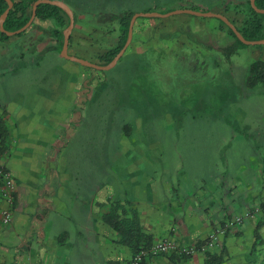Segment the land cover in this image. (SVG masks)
<instances>
[{
  "label": "crops",
  "instance_id": "crops-1",
  "mask_svg": "<svg viewBox=\"0 0 264 264\" xmlns=\"http://www.w3.org/2000/svg\"><path fill=\"white\" fill-rule=\"evenodd\" d=\"M224 10L232 19L244 18L233 8ZM85 21H75L68 51L90 60L117 43L119 29L117 24L113 31L102 25L99 33L98 26ZM56 28L53 20L35 19L19 41L0 36V64L23 59L30 51L42 60L50 53L65 58L54 49ZM216 29L228 31L222 23ZM133 39L134 35L132 43ZM65 59L54 64L67 74L73 94L58 84L49 92L31 84L5 101L0 97V119L6 129L0 162L17 182L13 220L0 223V264H130L137 244L150 246L172 238L200 246L212 234L216 241L206 252L149 256L142 264H264V124L233 127L239 134H233L225 150L237 145L238 155L219 161L205 158V168L192 174L182 166L183 158L169 172L162 156H149L139 141L128 142L133 155L127 167L104 189L96 175L87 180L81 165L77 171L69 168L65 147L70 137L68 142L64 138L70 131L71 103L64 100L76 101L83 95L76 93L80 85L72 76L82 74L74 64L78 62ZM42 60L36 61L38 67ZM13 64L6 68L17 74ZM4 68L0 66V75ZM245 142L251 150H244ZM110 214L124 224L121 232L105 220ZM240 215L245 216L243 222L234 223Z\"/></svg>",
  "mask_w": 264,
  "mask_h": 264
},
{
  "label": "rangeland",
  "instance_id": "rangeland-1",
  "mask_svg": "<svg viewBox=\"0 0 264 264\" xmlns=\"http://www.w3.org/2000/svg\"><path fill=\"white\" fill-rule=\"evenodd\" d=\"M60 1L74 6L69 5L74 19L75 9H88L76 12L77 18L98 26L99 33L102 25L111 23L106 19L108 15L127 9L135 13H167L194 7L221 12L232 19L225 8H248L247 0ZM219 24L215 17L185 13L165 18L138 17L133 43L113 68L99 70L74 63L82 73L72 75L80 85L76 93H82L83 98L64 100L65 104L71 103L67 121L70 131L65 132L64 138L67 141L70 137L65 147L69 168L77 171L81 165L87 180L96 175L105 189L114 178H120L133 155L128 142L139 141L149 156H162L169 172L181 158L184 169L192 174L205 168V158L219 161L229 154L238 155L237 145L228 153L225 150L233 134H239L233 132V127L264 124V85L247 84L251 65L264 61V44H240L236 52L228 55L224 48L236 43V38L228 31H218ZM22 35L12 37L19 41ZM37 60L42 58L30 51L23 59L0 64L5 67L4 76L0 75L2 100L15 90L26 92L31 84L48 92L58 84L73 94L67 74L54 64L66 62L65 58L47 54L40 67ZM90 61L99 63L97 55ZM9 63H15L17 74L7 69L10 66L6 68ZM60 79H64L63 85ZM249 145L244 143L245 151L251 150ZM61 146L60 143L58 149ZM196 159L200 161L197 163ZM194 162L196 166L192 165ZM156 166L159 172L160 164Z\"/></svg>",
  "mask_w": 264,
  "mask_h": 264
},
{
  "label": "trees",
  "instance_id": "trees-1",
  "mask_svg": "<svg viewBox=\"0 0 264 264\" xmlns=\"http://www.w3.org/2000/svg\"><path fill=\"white\" fill-rule=\"evenodd\" d=\"M14 6L10 10L7 18L4 21V27L8 31H16L22 28L26 23L30 20L33 11V4L36 0H13ZM71 7L74 6L68 2ZM248 8L244 11L238 9V5L234 7V11L237 14H244V18L239 20L236 18L230 19L238 28V30L244 35L247 40H260L264 39V14L258 13L251 6L250 1L247 2ZM256 5L259 8L264 9V0H256ZM8 3L6 0H0V16L7 9ZM87 7V6H86ZM192 9L198 10L194 7ZM83 10L88 9H80L79 11L75 9V21L80 19L77 18L76 12L80 14ZM91 11V10H89ZM135 12L131 9L123 10L115 15H108L106 17L107 20H110L111 23L109 25H104L107 27L109 31H113L114 25L117 24L119 29L118 41L114 46H108L102 53L97 55V59L99 61L98 64L107 65L109 64L114 57L120 52V50L124 47L129 33V27L132 16ZM101 16V15H100ZM102 17V16H101ZM105 18V17H104ZM41 20H53L57 28L52 32L54 37L56 38V46L55 50L61 52L63 47V39H64V30L70 24V18L68 14L59 6L49 4V3H41L37 8L36 18ZM114 20L116 23L112 22ZM222 26L226 27L231 35L236 38V43L227 46L224 48V51L231 55L234 53L238 45H245L242 41H240L235 33L232 31L230 27H228L223 21H221ZM24 32L20 34H24ZM0 36L2 38H9L10 36L0 30ZM72 38L70 37V42ZM262 83L264 85V61L259 60L254 62L250 67V73L247 78V84L251 87ZM0 134L2 136L3 144L6 139V129L3 124V120L0 119ZM3 148V147H2ZM105 220L109 222L112 226L118 229L120 232L124 228V224L113 214L107 215ZM133 231V230H131ZM131 235V234H130ZM129 235V236H130ZM127 236V235H126ZM142 247H148L142 244ZM140 244L136 245L135 253L140 249Z\"/></svg>",
  "mask_w": 264,
  "mask_h": 264
},
{
  "label": "water",
  "instance_id": "water-1",
  "mask_svg": "<svg viewBox=\"0 0 264 264\" xmlns=\"http://www.w3.org/2000/svg\"><path fill=\"white\" fill-rule=\"evenodd\" d=\"M6 2L8 3V7L3 12V14L0 16V30L9 36L20 34L24 31H26L32 25L33 21L36 18L37 8L41 3H49V4L57 5L60 8H62L68 14V16L70 18V24L63 32L64 33V39H63V47L61 50L62 55L67 59H70V60H73V61L80 63L81 65L92 67V68L99 69V70H108V69L113 68L117 64V62L120 60V58L124 55L125 51L127 50L128 46L130 45V43L132 41L133 29H134V25H135V22H136L138 17H162V18H165V17H169V16H172L175 14H180V13L192 14V15L200 16V17H215V18L222 20L228 27H230L232 29V31L235 33V35L237 36V38L240 41H242L243 43L249 44V45L250 44L251 45L264 44V39L247 40L244 37V35L238 30L236 25L227 16H225L222 13L213 12V11H199V10H195L192 8H181V9L170 11L167 13H160V12H155V11H145V12L135 13L132 16L131 22H130V27H129L128 38H127V41H126L124 47L120 50V52L114 57V59L109 64L101 65V64L92 62L90 60H87L85 58H81V57L69 54V51H68L69 41H70V36H71L72 30L74 28L75 19H74V14L72 12V9L64 1H60V0H36L35 3L33 4V11H32V16H31L30 20L26 23V25H24L22 28H20L16 31H8L4 27V21L7 18L10 10L14 6L13 0H6ZM250 3H251V6L253 7V9L255 11H257L258 13L264 14V9L257 7L256 0H250Z\"/></svg>",
  "mask_w": 264,
  "mask_h": 264
},
{
  "label": "built area",
  "instance_id": "built-area-1",
  "mask_svg": "<svg viewBox=\"0 0 264 264\" xmlns=\"http://www.w3.org/2000/svg\"><path fill=\"white\" fill-rule=\"evenodd\" d=\"M3 147V140L0 134V153ZM17 182L12 172L0 162V223L10 224L13 220L14 205L16 201ZM261 209L264 210V203L261 204ZM252 213H247L245 216H251ZM245 216L235 217L234 223L241 224ZM216 241L215 234L210 237L200 246L181 244L172 238H163L148 247H141L131 258L130 264H142L149 256L170 254L178 252L183 255H191L200 250L206 252L214 246Z\"/></svg>",
  "mask_w": 264,
  "mask_h": 264
}]
</instances>
